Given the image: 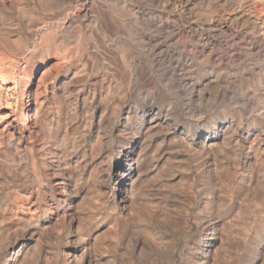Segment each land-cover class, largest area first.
Wrapping results in <instances>:
<instances>
[{
	"label": "rangeland",
	"instance_id": "obj_1",
	"mask_svg": "<svg viewBox=\"0 0 264 264\" xmlns=\"http://www.w3.org/2000/svg\"><path fill=\"white\" fill-rule=\"evenodd\" d=\"M126 1L123 13L144 15L139 24L144 30L151 16L178 24L183 42L172 43L171 50L175 51L179 44L189 48L199 44L205 46L206 56L207 49L212 47L209 44L216 42L221 64L204 63L203 56L199 60L191 57L183 67L178 61L185 62L179 60L182 57L176 51L171 58L161 60L153 51L154 43H143L140 37L131 34L129 26L118 27L117 22L109 19L118 13L114 11L115 0H73L72 6L85 3L92 12L107 16L108 20L94 29L84 27L87 35L92 32L97 36V47L91 43L84 56L76 60L88 63L89 69L65 91L60 83L65 72H58V65L67 57L59 47L44 43L57 23L41 25L38 16L30 14L35 0H0V70L7 77L0 79V264H86L90 254H111L107 243L110 222L116 216L114 159L119 154V145L130 136L128 127L122 124L123 113L128 108L139 111L149 100L168 110L171 126H183L187 133L194 132L197 122L209 125L213 119L224 116L234 122V127L209 154L188 150L179 137L160 152L145 149L131 207L134 220H139L134 230L141 239V249L134 254L127 243L129 235L123 242L118 235L121 264H155L162 253H172L175 264L197 263L198 247L207 231L188 230L184 225L187 218L205 212L200 198L207 184L204 176L209 158L231 164L228 170L220 168L219 175L233 194L231 197L224 188L218 199L219 207L229 212L228 223L222 230L228 241L218 247L212 264L240 263L246 255L242 241L253 240L256 231L264 229L257 215L264 204L262 194L260 197L251 190L250 198L242 200L237 179L233 177L238 171L234 163L248 147H253L254 156L260 155L263 161L258 166L257 187L264 190V2ZM76 31L78 36L79 27ZM102 31L108 35V41L101 38ZM250 37L260 42L261 51L247 47ZM75 43L70 46L76 50ZM121 45L128 49V58L132 59L129 61L138 66L132 90L124 97L115 88L116 83L129 79V72L117 66L123 62ZM48 49L45 66L50 67L52 76L43 83L39 78L44 67L31 75V64L39 62ZM39 52L41 55H37ZM94 62L101 66L96 68ZM190 77V84L183 88L180 80ZM199 79L206 83L201 91L194 90ZM44 97L46 108L43 114L35 115V102ZM82 97L86 101L80 100ZM94 102L100 106V115L92 123L88 113L93 112ZM44 112L49 115L46 120ZM135 118L133 113L131 121ZM49 121L51 134L59 129V136L67 143L62 145L68 164L64 173L71 186L64 191L56 186L55 147L48 145L51 136L46 129ZM168 128L165 125L157 133L164 134ZM35 129L34 135L31 134ZM84 150L87 152L80 164L70 160L69 152L76 157ZM157 223L173 232L165 229V233H159ZM85 240L92 244L89 249L83 248Z\"/></svg>",
	"mask_w": 264,
	"mask_h": 264
},
{
	"label": "bare ground",
	"instance_id": "obj_2",
	"mask_svg": "<svg viewBox=\"0 0 264 264\" xmlns=\"http://www.w3.org/2000/svg\"><path fill=\"white\" fill-rule=\"evenodd\" d=\"M262 1L264 2V0ZM72 3L73 0H35L33 8L30 10L31 15H36V17L38 16L39 22L42 21L41 25L49 24L51 21L57 23V27L52 30V34H50V36H47V38L43 40L44 43H46L49 47L52 45L62 49L61 51H64V55L65 57H67L66 61L61 62L58 65V72H65L63 75V79L60 82L62 89H64L65 91H69L71 87L78 82V78L82 75H85V73L89 69L88 63H76V60H80L84 56L91 43H95V47H97L95 42L98 39L97 36L95 35L94 37L92 32L87 35L84 27L87 26L91 29H94L97 28L102 21L104 23H107L108 20L107 16L104 17V15L102 14L92 12V10L85 3L76 6H72ZM115 4L117 6H115L114 11H118V13L110 16L109 19L111 21L117 22L118 27L126 28V25L129 26V31L131 32V34L140 37L143 43H154L153 51L158 53L157 55L160 56L159 59L162 60V58H171L172 54L176 51L177 53L181 54L180 57L182 58L179 57V60H183L185 62L181 63L180 61H178L179 65L183 67L188 65V61L191 57L199 60L203 56L204 63L221 64L222 57L220 55V52L218 51V48H216L218 47L216 42H211L209 44L212 47L207 49L206 56L205 46H198L199 44L194 46L192 45L190 48L186 44H179L180 46L175 47V51H173L170 49L172 43L183 42L182 30L179 28L178 24L175 21L170 19H163L160 16H151L150 18H148L146 30H144L143 28L139 27L141 20L145 19L144 15L140 16V14L130 12L123 13V11L127 7L126 0H115ZM61 15L62 17L60 18ZM22 17H24V15ZM69 17L71 21L69 20ZM76 27H79L80 31L78 32V36H76L77 31L74 32V29ZM101 35V38H103L104 41H108V35L106 34V32L102 31ZM75 41L77 42L75 43V48L77 51L70 46V44ZM247 47H249L251 50H262L260 42L253 37L247 39ZM120 51L122 52L121 55L123 62L122 64L117 66L118 68H120V70L122 69L123 71L125 70L129 72V79L126 82L116 83L115 88L116 91L124 97L132 90V81H134L133 79H136L138 66L134 62H130L132 61V59L128 58V49L125 48L124 45L120 46ZM49 52V49L47 50V53L43 55H41V53L39 52L40 54H37L41 55L39 62L33 61L31 64L32 66L30 65L31 67H33V69L31 68V75H33V73H35L36 69H38L39 67H44L39 78L40 82L43 83L48 80V77L52 76V73L49 70L50 67L47 68V66H45L47 64L46 59L49 58ZM33 58H36V53L33 55ZM95 63L96 62H94V64ZM94 66L96 68H99L101 65L98 67L95 64ZM91 68H93V62ZM104 70L106 71V68ZM0 79H7L6 73H3L2 70H0ZM185 80H187V83H185ZM190 80L191 77L185 79L182 78L180 80L181 86L183 88L186 87V85L190 84ZM204 86H206L204 79H199L195 81L194 90L201 91L203 90L201 88ZM46 99L47 97H44V99L41 100H36V107H34L36 110L35 115H38L40 113L43 114L42 111L45 110L47 105ZM80 100L86 101L85 97L80 98ZM99 108L100 106L98 102H94L92 106L93 112L88 113V119L90 120V122L94 123L97 116L100 115ZM177 111L180 110L177 109ZM133 113L136 114V118L134 121H131ZM44 116L45 120L46 118H49V115L46 112H44ZM170 120L171 119L168 115V110H163L152 100L146 101L143 105V109H140L139 111H132L131 108H128L123 113L122 124L123 126L128 127L127 133L130 136L128 137L127 142L119 145V154L114 159L116 170L115 187L117 190V197L115 196L113 199V206L114 213L116 214V216H118V218L114 216V220L110 222L108 230L110 233V239L107 243V247L110 248L112 256L111 254L106 256H91L90 254L86 259V264H103V262L105 264H121L120 260L118 259L120 248L119 246L121 243H119L117 240L120 237V242H123L126 240L127 235H129L127 243L131 244L132 252L136 254L140 251L141 239L134 230V226L139 225V220H134V214L131 207L132 204H134L133 188L135 187L137 180L139 179L140 166L143 161L145 149L154 148V151L160 152L167 143L179 137L183 145L188 150L198 152L200 154H209L216 148L217 143L222 138H224L226 132L230 128L234 127V122L224 116L215 120L213 119L211 121L212 124L209 125L197 122L195 124L194 132L187 133L185 127L183 126H171ZM38 124H40V122ZM49 124H52L51 121L46 124V129L50 134L48 136H51V139L48 140V145H54L55 147L54 153L56 158H54V170L56 171H54V173L57 172L58 174V181L56 183V186L58 185L57 187H59L60 189L62 188V190H66L68 186H71L70 181L66 178L64 173L66 165L68 164H66L65 158L67 156L65 155V149H62V145H65L66 139L63 136H59L61 133H59V129H56L55 131L53 130L54 134L52 135V126H50ZM165 125L169 126L167 132L164 134H158L157 130ZM42 126L44 127L43 121ZM35 132L36 129L33 133L31 131V134L34 135ZM42 134L46 135V133ZM37 137H40L41 139V136H36V138ZM246 137H250V134H247ZM43 142L44 141H42V143ZM104 143L107 144L108 141ZM86 152L87 150H84L81 156L75 157V155L72 156L74 152L71 151L68 153V155L70 156V160L74 159L76 164H80V162L84 160ZM255 154L256 153H254L253 147H248V149L242 153L241 157L237 159L238 162L234 163L236 165L234 166V168L238 171H232L234 172L233 177L235 176V179H237L240 189L239 193H241L242 200L247 198L248 193L251 190L257 192V194L259 193V195L262 194L264 200V190L262 191L261 189H259L260 186L257 187V183L259 182L258 166L263 161L261 160L260 155H257L259 157H255ZM106 167H108V165L105 166V168ZM206 167V175L204 177H206L205 182L207 179V184H204V196L203 198H200V203L204 207L205 212H200L192 218H187L185 221L186 225H184L188 230L193 228H201L204 231H207L206 238L202 239V243L198 247L199 252L197 253L196 264H212V262L216 260L218 247L223 246L224 242L228 241V239L224 238V235L222 236V230L223 226L228 223L227 219L229 218V212L219 207L220 203L218 202V199L224 188L227 189V192L231 197L233 196L229 188L224 184L223 181L220 180L221 175H219L220 168L222 169L225 167L228 170L231 168V164H224L218 161L216 158H209ZM262 196L260 195V197ZM248 198L250 197L248 196ZM30 202L31 201H29V203ZM262 206L263 207L259 209L257 215L259 214V218L261 219L260 221L264 223V204ZM157 224L158 225L156 227L158 228V232L165 233L167 230L165 225L163 223ZM169 232L172 233L173 231L170 229ZM256 232L257 235H254L255 238H253V240L251 239V241H248V239H246L242 241L245 244L246 255L245 257L242 256L243 261L240 259L241 262L239 261L240 263L238 264H264V229L261 228ZM118 235L120 236L118 237ZM91 245V242L86 241L83 248L89 249ZM155 264H175L172 259V253H169L168 255L162 253L156 259Z\"/></svg>",
	"mask_w": 264,
	"mask_h": 264
}]
</instances>
